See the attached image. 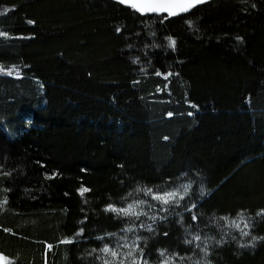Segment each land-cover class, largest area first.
Wrapping results in <instances>:
<instances>
[{
    "label": "trees",
    "instance_id": "trees-1",
    "mask_svg": "<svg viewBox=\"0 0 264 264\" xmlns=\"http://www.w3.org/2000/svg\"><path fill=\"white\" fill-rule=\"evenodd\" d=\"M0 33L3 264H264V0H0Z\"/></svg>",
    "mask_w": 264,
    "mask_h": 264
},
{
    "label": "snow or ice",
    "instance_id": "snow-or-ice-1",
    "mask_svg": "<svg viewBox=\"0 0 264 264\" xmlns=\"http://www.w3.org/2000/svg\"><path fill=\"white\" fill-rule=\"evenodd\" d=\"M207 2V0H183V3L181 5H175L171 2H169V0H120V3H126V4H130L131 7L135 8L137 11H140L141 13L143 12H168L169 16H176L179 14V12H188L190 10V8L195 7L196 5L199 4H203ZM179 8V11H176V8ZM29 23H33L32 21H29ZM3 33H0V35H2ZM170 39V46L175 47V40ZM9 75L11 74V72L8 73ZM157 75H159V73H157ZM191 115V113H189ZM169 115H171V113H169ZM181 188L184 191V194L187 195L190 185H182ZM88 191V189L84 188L81 189V194H83L84 192ZM145 194H151L152 190L151 189H145ZM180 189H177L176 191L173 192H165L163 195H152V199L154 200H159L161 201V203L163 205H169L170 207L173 205H178L179 204V200L184 199V196H180L179 195ZM131 195V194H129ZM177 197H179V199H177ZM137 205L145 203V201H136L135 202ZM151 207V205H150ZM193 207H195V205H193ZM133 209V204H129L127 208H114L112 207V205H109L108 208H106V211H113L115 213H117V215H125V216H130V215H135L137 217V219L139 218L140 215H147V213H136L132 211ZM161 211H169L168 208H162ZM153 219H155V217H153ZM193 219L195 220L196 217L193 216ZM223 219V218H222ZM232 224L239 228L240 225L236 224L235 221H232ZM144 225H141V227H143ZM245 227H248L247 224H245ZM149 229L151 230V226L149 225ZM126 231H131L132 229H125ZM81 231H83V229H81ZM243 235H248L247 232H243ZM194 239L199 240L201 239V237L199 235L195 236ZM70 243L71 241H65ZM188 243H191L192 241H187ZM101 251L108 253L111 252L112 256H117V252L110 249L109 247L105 246L103 249H101ZM143 254L142 250H141V255ZM129 255H131V253H129ZM163 255V253H162ZM3 257H0V261H3ZM105 264H108L107 261H105ZM144 264H147V262L145 261ZM165 264H168V261H165Z\"/></svg>",
    "mask_w": 264,
    "mask_h": 264
},
{
    "label": "water",
    "instance_id": "water-1",
    "mask_svg": "<svg viewBox=\"0 0 264 264\" xmlns=\"http://www.w3.org/2000/svg\"><path fill=\"white\" fill-rule=\"evenodd\" d=\"M116 1L120 2V0H116ZM210 1H212V0H207V2H205L203 4H199V5H196L195 7H192V8H190V10L188 12H179V14L176 15V16H169L168 12H159V13H157V12H143L142 14L148 15V16H167V17H170V18H177V17H182V16H186V15L190 14L196 8L204 6L207 3H209ZM169 2H171V3L175 4V5H181L183 3V0H169ZM122 4H124L127 7L133 8V7L130 6V4H126V3H122ZM133 9H135V8H133ZM175 10L179 11V8L177 7Z\"/></svg>",
    "mask_w": 264,
    "mask_h": 264
},
{
    "label": "rangeland",
    "instance_id": "rangeland-1",
    "mask_svg": "<svg viewBox=\"0 0 264 264\" xmlns=\"http://www.w3.org/2000/svg\"><path fill=\"white\" fill-rule=\"evenodd\" d=\"M4 263V260L3 261H0V264H3Z\"/></svg>",
    "mask_w": 264,
    "mask_h": 264
}]
</instances>
